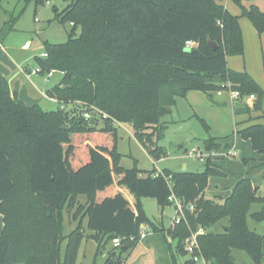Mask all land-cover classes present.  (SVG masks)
Here are the masks:
<instances>
[{"label":"trees","instance_id":"16d2710c","mask_svg":"<svg viewBox=\"0 0 264 264\" xmlns=\"http://www.w3.org/2000/svg\"><path fill=\"white\" fill-rule=\"evenodd\" d=\"M23 1L39 5L50 0ZM63 1L68 6L58 17L72 26L68 41L45 42V56L35 62L41 73L63 74L48 91L51 98L65 108L81 102L84 110L79 105L68 111L28 105L0 77V264H78L85 218L95 235L111 242L125 239L120 253L113 250L103 263L124 264V253L140 240L142 224L161 232L141 200L154 198L165 208L173 205L172 194L195 206L194 212L186 208L185 220L170 231L180 252L189 254L187 242L203 228L208 232L198 236L196 254L209 264H237L235 249L264 264V234L248 224L249 217L264 223V197L257 195L249 178H242L231 195L218 202L205 198L210 176L217 175L210 158L203 172L165 169L159 176H141L139 170L119 165L112 122L105 120L104 127L97 128L95 115L93 125L84 118L86 111L98 108L131 125L138 141L158 159L165 131L158 124L171 113L177 97L191 91L212 97L229 85L241 99L255 96L249 113L262 112L264 90L247 71L230 69L227 58L244 55L241 18H247L264 41V8H247L242 0H233L241 8V15H234L222 0ZM191 41L195 47L186 46ZM238 133L264 155V124H251ZM204 145L209 153L232 146L214 138ZM167 176H172V188ZM117 184L135 196V208L116 193ZM80 195L86 196V205L78 204ZM254 204L261 209L250 214ZM75 207L74 218L81 210L84 217L65 235V213ZM223 221L222 233L209 232ZM186 264L195 263L190 257Z\"/></svg>","mask_w":264,"mask_h":264},{"label":"rangeland","instance_id":"374dc122","mask_svg":"<svg viewBox=\"0 0 264 264\" xmlns=\"http://www.w3.org/2000/svg\"><path fill=\"white\" fill-rule=\"evenodd\" d=\"M242 1L247 8L251 5H257L260 9L264 8V0ZM49 2L50 4L44 2L36 5L34 2L27 4L23 0H0V72L3 71L7 78L12 80L13 86L17 84L15 87L26 104H38L45 110H55L60 105L49 99L48 91L61 82L63 74L39 71L37 75H31L28 78L27 74L21 72V68L25 67L39 70L35 58L44 53L45 42L62 44L68 41L72 26L70 23H63L58 17L68 4L63 0ZM221 3L232 14H240V6L233 0H222ZM12 20L11 24L8 23ZM245 24H248V27L251 26L250 23ZM245 24H243L244 52L247 44L248 59L246 60L244 55L228 56V67L238 72L247 71L264 90V41L258 35L261 45L254 46L249 28ZM79 32L78 30L77 34ZM27 43H30V47L24 49ZM221 93L220 96L218 92H213L210 97L201 91H191L186 97L176 98V104L171 107V113L161 118L158 124L160 127L165 126L163 137L160 141L158 140L159 146L162 147L158 159H154L138 141L131 125L120 123L98 108H94L92 113L98 119L97 128L104 127L105 120H110L116 128L117 151L120 154L119 165L124 169H137L142 172L141 176H147L152 172H164L165 169L181 172L184 165L187 171L203 172L206 169V161L210 158L211 166L215 167L214 162L217 160L216 166L224 172V175L215 167L217 175L210 176L205 198L222 202L232 192H224L220 195L214 192L222 193L224 189L233 190L242 178H249L257 189V195L264 197V163L261 162L264 160V155L256 152L251 141L244 139L236 129L235 113L245 103L240 104L230 100L229 88ZM75 104L82 106L80 109L84 110L83 103ZM75 107L70 104L66 105L65 109L68 111ZM95 109L100 112H96ZM101 113L106 114L108 118L101 119ZM210 138L219 140L223 146L229 143L237 156H226L229 149L225 150L224 147L209 153L204 143ZM198 152L202 153L203 159L198 156ZM191 153L194 155L191 156ZM118 178L117 176L116 180ZM141 201L147 217L160 227L161 232H152L146 239L139 240L135 246H132L131 250L123 255L126 262L124 264H186L190 255L180 252L178 243L170 237V231H173L177 225L173 219L176 214L175 206L163 208L154 198H143ZM86 202V196L80 195L78 204L86 205ZM76 209L77 207L65 213V235H69L78 227L84 215L85 210H81L74 218ZM260 209L261 205L254 204L250 214ZM87 221L86 218L82 221L86 239L83 240L79 249L78 264H92L94 261L103 264L113 250L119 254L121 249L115 248L105 236L95 235L88 228ZM225 223L226 221L218 223L209 232L222 233ZM248 224L251 230L264 234V223H258L249 217ZM3 227V216L0 214V234ZM200 231L208 232L199 228L192 236ZM121 240L125 242L124 238ZM233 256L237 264H255L245 251L235 249Z\"/></svg>","mask_w":264,"mask_h":264},{"label":"crops","instance_id":"0c3cea01","mask_svg":"<svg viewBox=\"0 0 264 264\" xmlns=\"http://www.w3.org/2000/svg\"><path fill=\"white\" fill-rule=\"evenodd\" d=\"M237 15V14H235ZM238 15H241V9H240V14ZM247 21V22H246ZM245 23H250L251 26L248 27V24H245ZM240 24H241V28H242V32H243V35H244V31H243V24H245L246 27H248L249 29V34H251V38H252V42L254 44V46L258 47L261 45V39L259 38V34L257 32V30L253 27V25L251 24V22L247 19V18H241L240 19ZM252 27V28H251ZM245 42H246V39H245ZM28 44V43H27ZM27 44L24 46V49L28 48L27 47ZM245 52H244V57H246L245 59L247 60L248 59V51H247V44L245 45ZM43 54V53H42ZM30 67H25V68H21V72L27 74V77L30 78L29 76L31 75H37L38 73L36 74H33V73H29L30 71ZM33 71V69H31V72ZM0 77H5L8 81H9V85H10V88H11V91L13 94H15L21 101H23L20 97V93L18 91V89L15 87L17 86V84L15 83V85L13 86L12 85V80H9L7 78V75L4 74V72H0ZM17 78V77H16ZM11 79V78H10ZM255 79V78H254ZM255 81L257 82V80L255 79ZM258 83V82H257ZM259 84V83H258ZM221 92H218V95L221 96ZM50 99V98H49ZM51 100V99H50ZM230 100H232L233 102H239L240 104H243L245 103L243 106H241L240 110L235 113L236 115V129L237 131L239 132L240 130L246 128L247 126L251 125V124H257V123H260V124H264V111L262 110V112H252V113H249L248 112V108L252 106L253 104V100L249 99V98H242V99H234L232 98V95H230ZM52 101V100H51ZM24 102V101H23ZM54 102V101H53ZM26 103V102H25ZM30 105H35V104H30ZM218 143H221L219 140H217ZM231 148L233 149V146H231ZM230 149V150H232ZM237 156V155H236ZM235 156V157H236ZM216 161L214 162L215 164V167L216 166ZM264 163V160L261 161ZM219 170H221L219 167H217ZM222 171V170H221ZM223 172V171H222ZM223 175H224V172H223ZM119 180V178H118ZM117 180V182H118ZM115 191L121 195H123L125 197V199L131 204L132 207L135 208V204L137 202L135 196L133 194H131V192L124 186H119L117 184L116 188H115ZM233 190H226L224 189V191L222 193H215L214 194H223L224 192H227V193H231ZM259 196V195H258ZM262 197V196H261ZM1 235V234H0ZM175 242L177 243V241L175 240Z\"/></svg>","mask_w":264,"mask_h":264},{"label":"built area","instance_id":"2783aa9c","mask_svg":"<svg viewBox=\"0 0 264 264\" xmlns=\"http://www.w3.org/2000/svg\"><path fill=\"white\" fill-rule=\"evenodd\" d=\"M47 4H50V2L48 1ZM186 46L192 48V47H195L196 46V43L195 42H192V41L191 42H187ZM27 47H30V43L27 44ZM42 55L45 56V54H42ZM38 72H39V70H33L32 71L33 74H36ZM51 75H52V73L50 74V76ZM227 88H230V86L227 85ZM231 95H232V98H234V99H241V94H240L239 91H232L231 90ZM49 98L52 101L59 103L56 99L51 98V97H49ZM247 98H249L251 100H254L255 99V96L254 95H251V96H249ZM59 105L61 106V109H64L65 108V106L63 104L59 103ZM95 111L96 112H100V111H98V109H95ZM101 115H102L101 116L102 119H107L108 118V116L106 114L101 113ZM84 116H85V119L87 121H90L92 118L95 119L94 114L92 112H87V113L84 114ZM193 155L194 154L191 153V156H193ZM236 155H237V153L235 151H233V149L232 150H228L227 151V154H226V156H232V157H235ZM198 156L201 159L204 158L201 152H198ZM161 174H163V173L162 172H158V173L155 174V176H159ZM165 179L168 182L170 188H172V176H167V177H165ZM169 201L176 208L175 209V213L176 214H175V217L173 219L175 220V223H177V224H179L182 221V219L185 218V209L186 208L188 210H190L191 212H194V210H195L194 204H190V205L186 206V204L182 200L178 199L174 194H172L169 197ZM152 232H153L152 231V228L149 225L142 224L140 226V231H139V233H140V240L142 241V240L146 239L150 234H152ZM201 234H204V231H200L199 233H197V235L192 236V238L186 244V249H187L190 257L192 258V260H193V262L195 264H209L203 258L202 255H197L196 254V251L199 250V243H198V239L197 238ZM112 243H113V246L115 248H120L122 246V240L120 238L114 239Z\"/></svg>","mask_w":264,"mask_h":264},{"label":"water","instance_id":"95a60500","mask_svg":"<svg viewBox=\"0 0 264 264\" xmlns=\"http://www.w3.org/2000/svg\"><path fill=\"white\" fill-rule=\"evenodd\" d=\"M208 44L211 46V48H212L214 51L217 50V44H216V43L211 42L210 40H208ZM67 115H68V114L66 113V116H67ZM94 121H95V119L92 118V119L90 120V124L93 125V124H94ZM186 170H187V167L184 165V166H183V171H186ZM124 250L127 251L128 248L125 247Z\"/></svg>","mask_w":264,"mask_h":264}]
</instances>
